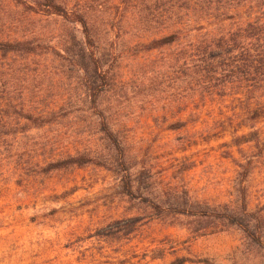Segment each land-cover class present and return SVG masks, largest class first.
Here are the masks:
<instances>
[{"label": "rangeland", "instance_id": "1", "mask_svg": "<svg viewBox=\"0 0 264 264\" xmlns=\"http://www.w3.org/2000/svg\"><path fill=\"white\" fill-rule=\"evenodd\" d=\"M29 22V29L42 32L61 24L45 17ZM115 35L110 63L121 75V93L102 94L100 103L120 138L121 156L97 132L100 113L93 109L32 127L3 150L0 264H170L180 257L193 260L183 264H259L236 228L195 233L191 217L167 216L154 207L170 206L172 191L212 204L239 201V163L249 159L252 169L243 183L248 203L252 209L263 205L264 118L248 126L241 93L186 108L185 81L168 71L171 51L136 56L121 43V30ZM70 84L75 90L74 79L49 92L65 93ZM178 118L186 125L171 128ZM253 129L259 143L236 144V135ZM79 149L90 150L94 162L48 169L49 162Z\"/></svg>", "mask_w": 264, "mask_h": 264}, {"label": "trees", "instance_id": "2", "mask_svg": "<svg viewBox=\"0 0 264 264\" xmlns=\"http://www.w3.org/2000/svg\"><path fill=\"white\" fill-rule=\"evenodd\" d=\"M37 17L61 24L49 32L29 29ZM119 30L121 43L129 44L136 56L171 51L168 71L185 81L186 108L241 93L247 97L248 126L254 128L264 118V0H0V155L32 127L93 109L100 113L97 132L121 156L120 138L100 103L102 94L121 93V75L110 63ZM41 57L49 60L42 63ZM74 79L75 90L70 84L65 93L49 92ZM185 125L178 118L171 128ZM235 140L237 145L259 143L258 131ZM94 160L90 150L79 149L49 162L48 169ZM252 163H239L235 203L212 204L191 200L187 191H172L167 194L174 202L168 207L158 203L154 210L191 217L189 228L195 233L236 228L246 249L264 264V204L250 208L243 185ZM186 261L193 260L180 257L170 264Z\"/></svg>", "mask_w": 264, "mask_h": 264}]
</instances>
